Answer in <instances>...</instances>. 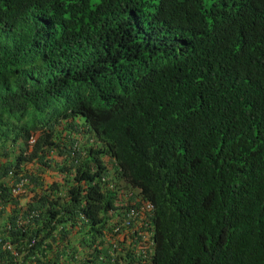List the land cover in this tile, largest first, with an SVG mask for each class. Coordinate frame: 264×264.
Wrapping results in <instances>:
<instances>
[{
  "label": "trees",
  "instance_id": "1",
  "mask_svg": "<svg viewBox=\"0 0 264 264\" xmlns=\"http://www.w3.org/2000/svg\"><path fill=\"white\" fill-rule=\"evenodd\" d=\"M200 42L211 54L201 84L191 69ZM129 69L145 131L108 121L100 151L73 153L64 131L105 97L104 74ZM263 98L264 0H0V181L18 178L33 138L30 160L75 159L86 194L64 209L93 196L96 216L114 192L93 194L91 181L114 171L155 203V264H264ZM96 162L91 175L84 165ZM0 193V207L16 204ZM26 196L30 211L50 203L34 188ZM36 233L27 224L0 234L12 244L3 260L42 264ZM72 256L62 247L56 260Z\"/></svg>",
  "mask_w": 264,
  "mask_h": 264
},
{
  "label": "clouds",
  "instance_id": "2",
  "mask_svg": "<svg viewBox=\"0 0 264 264\" xmlns=\"http://www.w3.org/2000/svg\"><path fill=\"white\" fill-rule=\"evenodd\" d=\"M204 59L211 61V54L209 47L200 42L191 67L200 84L205 74L201 69ZM104 75L113 76V85L105 97L88 101L84 109L85 117L78 119L75 127L64 131L68 133V139L74 141L71 151L81 156L94 154L103 148L97 132L105 122L111 121L112 126L122 124L132 133L144 132L148 126L144 115H138L135 111V93L139 91L135 86L133 69L112 71ZM232 77L228 78L226 87ZM239 93L240 90H231V99ZM256 110L264 118V103ZM27 143L29 149L26 159L19 161L18 171L15 169L18 180L15 179L16 175L9 172L0 181V186L6 190L9 198L16 202L7 204L8 207H0V234L6 237L12 229L34 225L42 264H155L158 229L153 200L144 195L138 186H127L114 171H110L108 177H98L91 181V187H98L93 194L105 195L107 191H113L112 208L93 216L88 208L93 196H88L70 215L64 209L72 198L70 195L86 194V189L78 186L79 177L71 168L75 159L63 162L64 158L52 151L42 162L30 160L34 139L30 138ZM84 167L93 175L99 172L100 165L96 162ZM33 176L39 184L32 180ZM30 188L46 196L50 203L30 211L26 196ZM52 206L55 211L48 213ZM4 238L0 239V264H24L21 257L3 260V256L12 247L11 241ZM65 241L68 246L62 245ZM62 247H67L73 256L56 260V253Z\"/></svg>",
  "mask_w": 264,
  "mask_h": 264
}]
</instances>
